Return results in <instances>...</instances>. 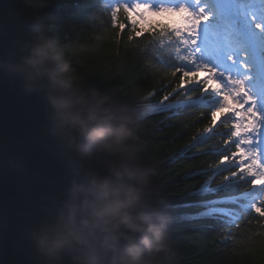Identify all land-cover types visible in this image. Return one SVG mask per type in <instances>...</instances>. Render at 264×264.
<instances>
[{"label":"clouds","instance_id":"9594fccd","mask_svg":"<svg viewBox=\"0 0 264 264\" xmlns=\"http://www.w3.org/2000/svg\"><path fill=\"white\" fill-rule=\"evenodd\" d=\"M76 51L42 21L0 51V84L42 102L40 140L63 171L22 226L31 264H174L171 218L139 158L137 117L76 71ZM8 168L25 173L22 161Z\"/></svg>","mask_w":264,"mask_h":264},{"label":"snow or ice","instance_id":"6c2138e0","mask_svg":"<svg viewBox=\"0 0 264 264\" xmlns=\"http://www.w3.org/2000/svg\"><path fill=\"white\" fill-rule=\"evenodd\" d=\"M97 17L119 30L117 40L130 25L127 39H146L139 45L145 58L171 75L158 90L161 98L150 102L157 93L149 94V102L133 110L136 117L199 113L186 131L205 124L203 131L173 160L191 158L193 149L209 145L196 155L215 162L185 179L206 177L196 191L213 194L210 210L235 207L229 201L241 191L246 194L247 208L223 229L221 240L234 241L233 229L251 226L253 214L264 228V0H176L158 6L150 0H120L105 3L101 13L86 19ZM217 137L219 143L212 145Z\"/></svg>","mask_w":264,"mask_h":264},{"label":"trees","instance_id":"16d2710c","mask_svg":"<svg viewBox=\"0 0 264 264\" xmlns=\"http://www.w3.org/2000/svg\"><path fill=\"white\" fill-rule=\"evenodd\" d=\"M16 1L32 23L42 21L51 35L77 49L72 57L73 64L87 82L114 95L127 109L149 102L146 98L151 93H157L151 102L161 98L158 90L171 79L170 73L151 65L145 58L139 45L145 44L146 39H127L130 25L117 40L118 29L110 28L99 17L86 19L101 13L98 0ZM121 19H124L123 15ZM169 116L170 113H163L137 119L135 127L139 158L151 170L155 195L163 200L186 187L196 190L194 186L201 180L200 176L185 177L215 162L212 156L196 155L209 145L193 149L189 154L191 158L173 160L194 134L203 131L205 124L186 131V126L199 113L193 117L181 115L169 119ZM220 131H224L223 128ZM220 139L214 138L210 143L218 144ZM205 179L202 176V183ZM237 185L242 186L239 182ZM201 193L211 194L214 198L210 191ZM250 219L252 225H241L239 231L233 229L235 240L227 243L221 240L220 234L230 225L215 224L209 217L197 222L175 221V225H169L174 264H264V228L256 225L255 217Z\"/></svg>","mask_w":264,"mask_h":264},{"label":"water","instance_id":"95a60500","mask_svg":"<svg viewBox=\"0 0 264 264\" xmlns=\"http://www.w3.org/2000/svg\"><path fill=\"white\" fill-rule=\"evenodd\" d=\"M0 51L12 40L26 36L31 22L16 0H0ZM44 125L43 104L24 97L17 88L0 84V217L8 227L0 231V264H31L27 244L21 239L28 214L37 213L42 198L60 188V163L40 140ZM22 161L24 174L8 168Z\"/></svg>","mask_w":264,"mask_h":264},{"label":"bare ground","instance_id":"6f19581e","mask_svg":"<svg viewBox=\"0 0 264 264\" xmlns=\"http://www.w3.org/2000/svg\"><path fill=\"white\" fill-rule=\"evenodd\" d=\"M101 9L103 10V5L100 4ZM21 8V7H20ZM22 9V8H21ZM29 20L30 18L27 17ZM31 22V20H30ZM33 23L31 22V26ZM140 106V105H139ZM138 107V106H137ZM134 108H129L128 110L135 109ZM133 113V111H131ZM137 119H141L138 118ZM191 139L186 142L187 144L190 143ZM199 182H197L194 186L198 187L199 185L202 184V176H200ZM204 181V180H203ZM184 191L178 192L175 194H169L170 196L166 197L167 201L165 202V207H166V212L171 218V223L170 225L173 226L175 221H186V222H197V221H205L209 217V219H212L215 224L223 225L221 219L224 218L225 212H219L217 215L215 211H211L209 208V202L212 201L214 198L211 196V194L207 193H201L203 191L197 192L196 190L190 189V187H186L183 189ZM192 190V191H191ZM209 197V198H208ZM192 199V202L189 201ZM198 200L203 203H199ZM193 207V208H192ZM195 209V211L193 210ZM197 210V211H196ZM171 212H177L178 214H171Z\"/></svg>","mask_w":264,"mask_h":264},{"label":"rangeland","instance_id":"374dc122","mask_svg":"<svg viewBox=\"0 0 264 264\" xmlns=\"http://www.w3.org/2000/svg\"><path fill=\"white\" fill-rule=\"evenodd\" d=\"M135 109H136V108H135ZM133 110H134V109H132V110H129V111L131 112V111H133Z\"/></svg>","mask_w":264,"mask_h":264}]
</instances>
